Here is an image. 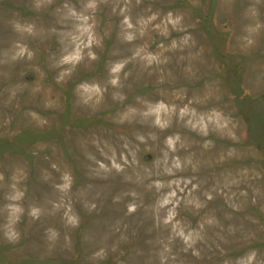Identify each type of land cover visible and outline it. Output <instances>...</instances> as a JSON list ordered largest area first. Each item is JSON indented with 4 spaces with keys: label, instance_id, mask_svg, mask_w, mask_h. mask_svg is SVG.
Instances as JSON below:
<instances>
[{
    "label": "rangeland",
    "instance_id": "374dc122",
    "mask_svg": "<svg viewBox=\"0 0 264 264\" xmlns=\"http://www.w3.org/2000/svg\"><path fill=\"white\" fill-rule=\"evenodd\" d=\"M0 264H264V0H0Z\"/></svg>",
    "mask_w": 264,
    "mask_h": 264
}]
</instances>
